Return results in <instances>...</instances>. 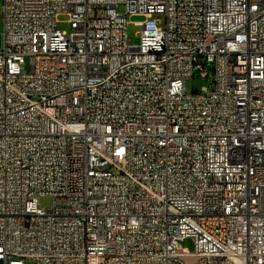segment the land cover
<instances>
[{
    "label": "built area",
    "instance_id": "built-area-1",
    "mask_svg": "<svg viewBox=\"0 0 264 264\" xmlns=\"http://www.w3.org/2000/svg\"><path fill=\"white\" fill-rule=\"evenodd\" d=\"M0 4V264H264V0Z\"/></svg>",
    "mask_w": 264,
    "mask_h": 264
},
{
    "label": "rangeland",
    "instance_id": "rangeland-1",
    "mask_svg": "<svg viewBox=\"0 0 264 264\" xmlns=\"http://www.w3.org/2000/svg\"><path fill=\"white\" fill-rule=\"evenodd\" d=\"M3 14H4V8L2 4H0V47H1V42L4 41V34H5V22L3 19ZM155 18L163 19L162 16L159 17L156 16ZM128 21L129 23H131V25H129L127 28L128 43L130 46H136L139 44L138 34L140 32V28L132 24L140 23L143 22L144 20L142 18H128ZM58 28L64 32L71 31V24L69 23V18L66 16L61 17L59 19ZM207 73H208L207 75L209 76L196 74L190 81L187 82V89L189 90V92L200 93L203 91L204 88L210 89L212 87L213 85L212 69L209 68V71H207ZM39 204L42 209L48 210L53 207L54 200L52 197L44 196L39 199ZM183 247L188 249L190 252L194 251V244L191 240L185 241Z\"/></svg>",
    "mask_w": 264,
    "mask_h": 264
}]
</instances>
